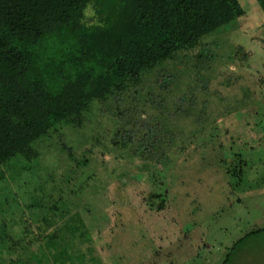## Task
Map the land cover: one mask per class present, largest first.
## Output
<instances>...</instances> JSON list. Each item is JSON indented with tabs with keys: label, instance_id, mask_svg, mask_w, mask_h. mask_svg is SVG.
<instances>
[{
	"label": "rangeland",
	"instance_id": "rangeland-1",
	"mask_svg": "<svg viewBox=\"0 0 264 264\" xmlns=\"http://www.w3.org/2000/svg\"><path fill=\"white\" fill-rule=\"evenodd\" d=\"M238 2L243 17L203 40V76L201 52L180 59L196 73L164 94L166 130L139 91L137 108L96 103L3 168L0 264H264V14Z\"/></svg>",
	"mask_w": 264,
	"mask_h": 264
},
{
	"label": "trees",
	"instance_id": "trees-1",
	"mask_svg": "<svg viewBox=\"0 0 264 264\" xmlns=\"http://www.w3.org/2000/svg\"><path fill=\"white\" fill-rule=\"evenodd\" d=\"M256 2L264 14V0ZM89 5L96 24L83 23ZM244 14L238 0H0V182L4 167L32 159V146L58 127L82 126L96 103L115 109L130 95L137 108L142 91L166 130L164 94L186 71L178 70L180 59L201 52L198 73L186 72L203 76V40ZM198 120L203 126L202 115ZM163 198L150 196V206L160 200L161 210Z\"/></svg>",
	"mask_w": 264,
	"mask_h": 264
}]
</instances>
